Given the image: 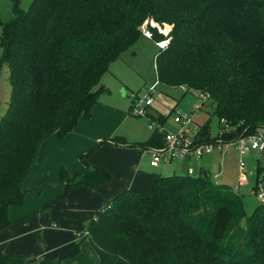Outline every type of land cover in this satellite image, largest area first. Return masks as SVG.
<instances>
[{
	"label": "trees",
	"instance_id": "1",
	"mask_svg": "<svg viewBox=\"0 0 264 264\" xmlns=\"http://www.w3.org/2000/svg\"><path fill=\"white\" fill-rule=\"evenodd\" d=\"M14 13L7 22L0 17L11 84L0 118V230L11 224L10 207L24 203L42 143L72 132L80 116L92 118L91 107L108 92L102 75L146 20L171 25L155 54L156 81L194 91L200 107L220 121L215 135L209 121L201 125L194 142H229L264 130V0H33ZM149 29L156 44L164 39ZM164 136L155 127L131 144L103 137L80 154L81 170L60 171L65 192L112 179L107 168L88 164L102 145L145 151L162 146ZM256 173L264 181V164ZM78 232L89 237L98 264H264V203L247 214L242 195L213 183L205 165L196 176L156 174L149 193L124 189ZM0 264L29 262L2 252Z\"/></svg>",
	"mask_w": 264,
	"mask_h": 264
},
{
	"label": "rangeland",
	"instance_id": "2",
	"mask_svg": "<svg viewBox=\"0 0 264 264\" xmlns=\"http://www.w3.org/2000/svg\"><path fill=\"white\" fill-rule=\"evenodd\" d=\"M32 2L33 0H0L2 21L7 22L14 18L16 6L19 9L28 10ZM145 25L148 28L155 26L163 35L164 39L161 41L166 40L169 32L167 28L171 29L170 24H160L153 20H149ZM144 29L145 27L141 28L140 36L120 57L110 62L108 70L102 75V82L108 88V92L100 93L98 98L113 108L109 123L104 126L96 122L87 125L82 121L83 116H80L74 130L47 149L45 175L43 170H38L36 167L34 177L27 180L30 191L19 207L31 208L33 204L34 206L37 204L38 207L19 217L11 214L10 221L13 225L19 223L24 225L21 233L24 235L19 234L20 239L24 241L19 253L26 256L29 264H36L38 260H49V264H98L99 256L89 237L79 240L74 235V231L84 230L87 218L93 217L97 209L126 188L118 189L106 199L102 195L97 200L98 197L92 198L96 194L95 189L84 188L86 192L73 189L66 193L65 186L59 177L63 168L69 174L82 169L80 154L86 152L88 147L99 140L93 139L95 131L102 130L107 133L101 137L119 135L130 144L143 141L151 135L155 127H160L159 121L149 117V114L154 117L165 116L162 125L167 132L177 134L185 130L190 140L200 142L195 138L196 132L207 121L213 135L219 130V119L210 115L209 107H200L199 98L194 91H186L181 85H169L158 81L156 83L155 54L159 51V47L145 34ZM1 32L0 25V34ZM2 55L3 48L0 44V118L7 109L11 91L9 68L2 61ZM154 83L156 86L152 93V104L146 107L145 114L135 113L134 107H131L132 103L135 104L137 96H143ZM185 114L191 115L192 121L189 124L183 125L175 121L176 116ZM151 123L153 127H150ZM94 158L97 162H93ZM244 158L249 169L256 172L258 166L256 159H259L261 165L264 164V150L251 151ZM240 160L241 156L236 146L224 144L222 149H215L200 159L192 158L189 163L173 161L162 163L160 167H153L148 151H141L137 146L110 144L97 149L88 158V164L107 168L112 173L110 184L114 181L120 183L126 176L132 177L135 173L141 172L152 176L159 173L162 175L185 174L188 165H192L194 170L192 175L196 176L199 173V167L205 165L211 172L213 183L225 184L232 188L239 178ZM253 184L252 178L248 186L243 185L237 191L242 195L247 214H250L260 203H264L250 189ZM151 188L152 182L146 193L151 192ZM57 231H64L63 235L59 237ZM77 248L79 250L75 254Z\"/></svg>",
	"mask_w": 264,
	"mask_h": 264
},
{
	"label": "built area",
	"instance_id": "3",
	"mask_svg": "<svg viewBox=\"0 0 264 264\" xmlns=\"http://www.w3.org/2000/svg\"><path fill=\"white\" fill-rule=\"evenodd\" d=\"M148 22L146 20L142 27L147 36H151L152 32L148 28L145 23ZM168 40L158 41V46H165ZM157 83V81H156ZM156 83L148 88V90L143 94V96H137L136 103L134 104V111L137 114L143 115L146 112V107L151 105L153 102L152 93L155 89ZM175 121L182 123L183 125L189 124L191 120L190 114L179 115L175 117ZM225 122L222 120V123ZM158 127L160 130L165 131L164 136V144L160 147H152L148 148V151L151 155V163L153 167H159L162 163H170L173 161H190L192 158H202L206 155H209L215 149H222L224 144H232L235 145L237 150L240 153V173L237 183L233 185L234 191H239L240 187L245 185H249L252 178L255 179V183L253 184V192L257 195V197L264 201V181L262 180V176L258 177L257 173L252 169H249L247 166V162L245 160V155L251 151H262L264 150V132L258 131L254 134L240 136L237 139L229 142H203L198 143L194 142V140H190L187 137L186 131L182 130L180 133H170L167 132L162 124H159ZM150 127H153V123L150 124ZM221 132V130H220ZM194 172L192 166L187 167V174L192 175ZM254 186H257L254 189ZM87 234V232H85ZM79 236V232H78Z\"/></svg>",
	"mask_w": 264,
	"mask_h": 264
},
{
	"label": "crops",
	"instance_id": "4",
	"mask_svg": "<svg viewBox=\"0 0 264 264\" xmlns=\"http://www.w3.org/2000/svg\"><path fill=\"white\" fill-rule=\"evenodd\" d=\"M111 109H113L112 106H110L109 104H106L105 102L101 101L98 98V101L96 103H94L93 106L91 107L92 118L86 119L83 117L82 121L85 122L87 125L94 124L96 122V123L104 126L107 123H109V121L111 120ZM104 133L107 134L106 132H103L102 130L95 131L93 139L94 140H97V139L101 140L103 137H107V136L101 137ZM58 140H60V139L57 138V136L53 135L42 143L40 150H39L38 159L36 161V164L33 168L32 173L28 179H32L34 177V175H35L34 170L36 169V167H38V170H43V173L45 175L46 169H47L46 168L47 167V159H48L47 149H50L49 148L50 145L58 142ZM99 140H97V141H99ZM89 143H90V141H89ZM89 143H87V145ZM104 145L106 146V145H110V144H104ZM256 160H257L256 164L259 165L260 164L259 159L257 158ZM93 162H97V160L94 158ZM183 162H185V161H183ZM187 162L189 163L191 161H187ZM170 163H172V162H170ZM93 166H95V165H93ZM93 166H91V167H93ZM98 166H101V165H98ZM188 166H192V165H188ZM83 167H84V165H83ZM187 167H186V170H187ZM137 174L135 173V175H133L132 177L126 176V178L123 179L120 183H117L116 181H114L113 183L110 184L109 183L111 181L110 180L109 182L102 184L100 186H97L95 188H89V189H95L96 190V194L92 198L97 199V197H98L97 200H99L101 198V196L103 195L106 199V198L110 197L112 195V193H114L118 189H120V188L124 189V187L128 188L129 186L136 187L135 189L142 191V192H146L148 190L150 183L153 182L154 175L153 176L149 175V173H146V172L145 173L141 172V173H137ZM159 174H161V173H159ZM253 180L255 183L254 178H253ZM116 184H117V186H116ZM25 187L28 189V192H29L30 187L27 186V181L25 183ZM84 188H88V187L77 186L73 189H79L80 192H86V191H84ZM250 189L253 192V186H251ZM37 207H38L37 204L35 206L33 204V206L31 208H28V207L22 208L19 206H12L9 209V219H10L11 214L14 215L15 217H19V216H22L24 214H27L28 212L36 209ZM43 226H45V225H43ZM23 230H24V225L22 223H19L17 225H13L11 223L7 228L0 230V253L5 252V253H9V254H22V253H19V249H21L23 247V244H24L23 243L24 241H22L20 239V236L24 235V234H21ZM78 230L74 231V235L77 238H78ZM62 232H64V231H61V232L57 231L59 237H61L63 235ZM19 234H21V235H19ZM78 239L82 240L83 238L82 239L78 238ZM22 255H24V254H22ZM38 262H39V260L36 263H38Z\"/></svg>",
	"mask_w": 264,
	"mask_h": 264
}]
</instances>
